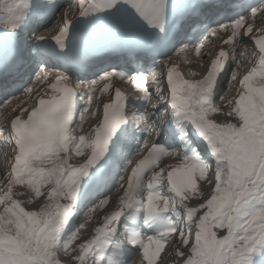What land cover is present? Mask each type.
<instances>
[{
    "label": "snow or ice",
    "instance_id": "1",
    "mask_svg": "<svg viewBox=\"0 0 264 264\" xmlns=\"http://www.w3.org/2000/svg\"><path fill=\"white\" fill-rule=\"evenodd\" d=\"M51 3V0H48ZM46 9L42 0H0V73L8 74L18 72L26 63V57L18 47H10L9 33H15L25 25L29 16L40 15ZM234 6L227 0H105L101 5L89 13L88 9H83L80 15L73 21L67 19L65 14L64 24L66 29L54 36L51 40L55 45L58 39H63L64 43L57 46V50L50 49L46 44H40L39 48L45 56H58L60 53L68 51V39L74 42L86 44L89 40L96 38L97 30L110 38L114 44L122 51L130 55L139 53H149L153 43L172 45L176 43L178 37L188 28H195L205 15L217 17L230 15L234 11ZM94 19H89V16ZM239 19H243L242 17ZM91 23H82L85 21ZM237 20L234 19L233 22ZM223 28L224 25H221ZM251 27V26H250ZM75 29V31H74ZM37 41H48L43 36H36ZM259 50V49H258ZM226 63V62H225ZM40 71V69H38ZM126 75V74H124ZM146 81L144 73H139ZM127 76V75H126ZM47 77L45 72L42 76H37L38 80ZM167 79V77H166ZM218 80V77H217ZM93 81L92 84H97ZM146 87V86H145ZM159 90V89H158ZM215 93V87L212 89ZM125 105L126 98L122 95ZM41 100L39 99L38 105ZM75 104L72 96H69L62 105H49L46 110H39V106L33 109L35 115L33 121L47 120L60 115L63 123H67L64 117L75 118ZM176 113L173 112V115ZM31 115V113H30ZM24 119L16 116L10 124V140L14 141L15 155L20 154V148L27 147L25 141H30L33 136L32 124L25 122L22 127L20 121ZM206 145V150L215 161V171L224 176V167L228 168V179L226 183L232 189L238 191L225 192L223 197L218 196L214 189L213 196L207 200L206 204L200 208L207 210L202 215L203 222H196V232L194 239L191 235L192 223L187 220L184 229H176L175 223H171L166 229L172 231L158 233L155 240H158L163 247L165 242L171 238V234L179 232L181 243L190 247L188 258L183 264H264V170L255 181L256 176L254 165L257 161V154L250 146L244 143H234L231 138H218L207 131L196 130ZM127 133V121L124 119L119 127L111 132V138L107 141L108 150L101 154L93 166L89 167L86 161L79 170L75 171L77 176L80 170H86V174L80 179L81 190L76 193L77 203L80 195L89 185L97 181L108 171V161L101 165L111 150L113 157H118L120 146L123 144ZM186 135V133H185ZM24 137V141H21ZM184 137H181L183 139ZM18 141L20 143H18ZM155 144H158L157 139ZM14 155V158H15ZM189 160L198 167L208 170L210 165L203 162L200 153L195 149ZM183 161L182 163H186ZM97 165L96 172L92 169ZM26 168L31 167V160L25 162ZM179 167V165H177ZM172 171V170H171ZM42 193L36 194L40 196ZM213 197H218L223 204H218ZM5 204L3 212H0V264H53L51 260L39 258V254L44 251V246H56L61 243L66 229H69L71 218H54L49 211L51 207L46 206L40 212L26 211L21 203L17 201L19 208L27 213L30 220L25 219L23 214L22 226L17 224L14 217L8 213V209H13V205L0 200ZM219 208V219L213 223V218L217 216ZM18 211L17 209H13ZM198 211V209L194 210ZM159 211H150L148 217L162 214ZM179 217L180 213L175 212ZM257 217H262L257 219ZM14 224L15 234H8L12 230L7 228V224ZM206 225V227H205ZM227 229V235L218 237L214 229ZM74 233L67 236L63 244L67 250L69 244L75 239ZM139 240V243H132ZM130 243L142 249L144 260L148 249L145 247L144 238L132 233ZM147 243H151L148 241ZM96 251L95 264H119L113 257L116 252L111 251L109 242L101 243L96 238L80 246L78 259L80 264H88L85 256L91 252L93 247ZM176 255L184 256L185 253L176 249ZM259 257L256 259L255 257Z\"/></svg>",
    "mask_w": 264,
    "mask_h": 264
},
{
    "label": "bare ground",
    "instance_id": "2",
    "mask_svg": "<svg viewBox=\"0 0 264 264\" xmlns=\"http://www.w3.org/2000/svg\"><path fill=\"white\" fill-rule=\"evenodd\" d=\"M82 4H83V0H80V2L78 3V6H73L71 8L70 16H69V18H67L69 21H71L72 18L77 14L76 13V12H78L77 10H81L82 9V7H83ZM262 18L264 19V9L260 10L258 15H257V17L254 20L250 21V24L248 26L249 27L248 30H250V31L253 30L254 32L257 31L258 26L257 25L254 26L253 24L256 21L261 20ZM64 29H66V25L64 24V19H63L62 26L54 27L53 30L50 32L48 38L43 36L46 39H48V41H39V42L44 43V44L52 42L51 40H53L54 36H56L59 33H61L62 30H64ZM37 36H42V35H37ZM257 39H258V40H256L257 41L256 42L257 43V47L261 48L264 51V35L263 36H259ZM34 45H36V41H34ZM259 66H260L259 69H262V74H259V75H260V77H263V80L261 81L258 78H256L257 77L256 73H255L256 75L254 74V76H251L250 78H248V80L246 82H250L251 86H246L247 87V91L238 95L239 96V98L237 99L238 102L235 103V105L234 104L231 105L232 109H229L228 107L223 106V105L213 109V102L215 101L216 98L213 100V102L210 101V100H206L208 104L205 107H202L201 106L202 102L198 103V101L196 99H192L191 101H188V99H185L186 96H191V97L193 95H197L198 96V93L195 90H191V92H188V94H187V91L185 90L186 85L187 84L189 85L190 83H192L191 78H189V77L187 78L186 75L185 76H181V75H179V73L176 76V78L175 77H171L170 82L168 83V85L170 86V91H171L170 95L172 96V94H173L174 96H178V97L182 98V100L180 102H176V101L173 102L171 109H169L170 112L172 110L178 111L176 109V107L184 105L185 106V111L184 112L189 113V117H192L193 115H197V120L200 119V117H203V116L205 117V113L206 112L208 113L209 111H212V110L217 112V113H220V114L228 113V115L231 116V118L227 117L226 120H222V121H220V120L219 121H211V120H208V119H204V122H203L204 124L202 126V127H204L203 130L201 129L202 128L201 126L200 127L196 126L197 125L196 122H193L192 120H190V122H191V130H192L189 133V138L190 139L192 137V138H194V141H195V139L199 141L201 139V137L198 135L196 130L200 129L202 131L210 132V133L216 135L218 138H225L226 137V138H231L232 140L234 138H236V141L233 140L234 143H239L240 141L243 140L244 144H246L248 146H252L253 147V149L251 148L252 150L255 149V141H254L255 133H256V131L258 129V126L261 125V119L264 118V108H263L264 106H262L264 101L263 100L262 101H258L259 100L258 96H264V62H261V64ZM189 67H191V66H188L187 68L189 69ZM203 72H205V70ZM203 72H201L200 75H202ZM258 72H259V70H258ZM171 73H173V71ZM193 73H195L194 70H193ZM182 94H184L185 96L182 95ZM246 95H247V97H246ZM168 97L169 96L166 97L165 101H163V98H158L161 101L157 102V104H159L160 107H161L162 105H164L167 102V98ZM235 106H236L237 109L234 108ZM256 106H258V107L256 108ZM25 108H27V107L24 106V105L21 106V104L19 105V111H22ZM237 118H241L242 123L240 124V126L236 124ZM200 120H203V119H200ZM93 123H94V121L92 119L86 118V122H85L84 127H83V130L85 132L84 135L86 137H88L89 134L91 132H93L95 130V128L97 127V126H94ZM255 124L258 125L257 128H256V131H255ZM262 125L264 126V122H263ZM231 129H233V130L235 129V131H236L235 135L231 134L233 132V131L231 132ZM263 130H264V128H261V126H260V131H263ZM254 131H255V133L253 134ZM191 133H192V135H191ZM198 145H200V146H202L204 148L206 147V145L203 144V141L202 142L200 141V143L198 142ZM192 153L188 154L187 156H183L184 154H181V158H183L182 160L183 161H187L188 157H190L192 155ZM129 154L124 151L121 154V156L119 157V162H122V160H124ZM58 157L59 156L54 158V160H52V161L57 160ZM64 162L65 163L59 162L58 164H63V166H66V164L68 163L67 165H69L68 160H65ZM192 162L193 161L190 160V161H188L186 163H182V161L173 160L171 162L170 167H169V172L172 173V177H173V178L170 177V179H169V185H170V187L173 188V190L171 192V195L177 197L176 195L179 194V198L177 197V200L176 201L174 200L176 202V206H174V205L173 206H167L165 204V202H162L159 199L157 200V194L159 193V191H156L154 189H155L156 186L159 185V180H158L157 175H152V176H150V178L152 180H151V183H150V188L148 189L149 193H148V199H147L146 205L145 206H138L137 205V207L135 208V212L133 214H131L130 210H128V206L124 204V201L121 202V199L119 200L118 197H116V198L113 197L114 201L111 200L109 203H111L113 201L111 203V205L114 207L115 211L112 210L113 212H111L110 215H106L104 217V220L102 221V224L106 225L104 227L110 226V228H112L113 232H115L118 227L115 226L114 223H115V221L117 220L118 217L125 216V215L130 213V217L129 218L132 219V220H136L137 216L142 215V214L145 215L146 213H148L150 211H159V212H163V214L164 213L173 214V213H175L176 209L182 210L186 214L188 213V215L185 217L186 221H184V223H186L187 222V218H190V216H191L190 215L191 214V210L186 209V207L190 206L189 208L192 209V206L188 205L186 203V200L188 199V197H190L191 195L194 194L193 192H197L200 189V188L198 189V187H197V184H196L195 179H194V174H201V172L205 171V169L198 167L196 164H194ZM177 165H179V167H177ZM3 168H4V166H3L2 162L0 161V171L3 170ZM156 172H155V174H156ZM51 174L52 175H56V171L55 170L52 171ZM204 175L202 174V177ZM218 175H216L215 181H213V183L211 182L212 185H213L211 196H213L214 189L220 187L221 175L220 174H218ZM224 175H228V174H224ZM55 177L56 176H51V177L48 178V180L49 181L53 180ZM226 177L228 178V176H226ZM3 179H6V177H3ZM56 180H57V178H56ZM207 181H205V182H207ZM224 182L226 183V181H224ZM203 183H202V185H203ZM9 184H12L11 181H9ZM222 184H224V183H222ZM47 186H49V183H47ZM51 187H53V185H51ZM13 190H16V189H13ZM13 190H11L10 192H6L4 197L1 198V200H3L5 203H9L10 204L12 202V200L16 199L17 201H19L21 203V206L26 209V207L24 206L25 204L20 201V200H22L24 198V195H22L20 193H17V192L14 193V192H12ZM203 190H204V188H203ZM219 190L222 192L223 195H225V192H229L230 193L231 191H233L231 186H229L227 183L224 186H221L219 188ZM236 190L237 189H234V191H236ZM17 191L19 192V190H17ZM125 195H126V192H125ZM122 196H123V192H122ZM219 197H221V195H219ZM206 198H205V200H207ZM213 199L217 200L218 204H220L221 201H222V200H218V197H213ZM155 200H157L158 204H160L162 206L161 209H159V210L155 209V207H154V205H155L154 201ZM200 200H202V199H200ZM178 201L180 203V206L177 205ZM195 201H196V205H199L202 202V201H199V199H196ZM206 202L207 201H204L202 203L206 204ZM0 204H1V207L4 209L5 204H2V203H0ZM137 204H138V200H137ZM193 204H195V202ZM14 205L15 206H13V209H17L18 211H14L13 209H8V213L14 218H16L15 216L18 215L19 217L16 218L18 220L17 224L22 226L23 221L21 220V215L20 214H23V216H24L25 213L23 212V209L18 208L19 205L16 202L14 203ZM78 208H81V207L79 206ZM76 212L77 211L73 210V206L72 207L71 206L70 207H66V210L64 211V213L62 215V219L66 220V219L71 218V217L75 218L80 213V212H78V214H77ZM164 217H167V216H164ZM148 218H150V217L146 216L145 219L147 220ZM85 221L83 223L84 224L87 223V225L89 226V223L85 222ZM200 221L203 222V217L202 216H201ZM10 225H14V224L10 223ZM167 227L168 226H165V227L161 228L159 231L163 232V231H165V229ZM205 227H206V225H205ZM86 228L87 227H85V229ZM176 229L179 230V229H182V228L178 227ZM166 230L167 231H172L171 228H168ZM68 231H69V229H67V232ZM214 231H216L217 235H220V237H221V234H220L221 231H219V229H214ZM8 234L11 235V233H8ZM74 234H75V232H74ZM177 234H179V232H177ZM177 234H176V236H177ZM112 235L113 234H111V236ZM223 235H225V234H223ZM78 237L80 238V237H82V235L78 234L77 236H75V239H77ZM146 237L147 236H145L144 238H146ZM128 239L130 241V236L128 237ZM149 241H151V243H146L147 244L146 248H148V255L145 254V259L148 260V264H153L154 260H155V258L157 256H159L163 252L165 254V246L163 247V245L158 240H155V239H152V240H149ZM131 242L134 243L133 241H131ZM115 245L116 246H120V248L122 247L117 242L115 243ZM181 246H183V244L181 243L180 237L178 235L176 237V240H175V248L169 254V257L171 259H170V262L168 264H173L175 262V259L177 257L175 251H176L177 248L180 249ZM123 247H122V250H120V252L113 257V259L117 260L118 262L120 261L118 259L119 255L122 254L123 251H125V249H134V250H136L139 246H133L131 243H129V245L127 244L126 246H123ZM58 249L61 250V247L60 248L59 247H54V248L50 249L49 246L46 247V245H45L44 246V251L41 254H39V258H43V257L45 258L46 257V258H48V260H51L53 262V264H72V262H70V257L67 258V259L65 258L64 261L61 260L62 262H60V259L62 258V256H61V253H60L61 251H59ZM60 256H61V258H60ZM95 260H96V256H94V262L92 264H95ZM74 264H76V263H74ZM135 264H147V261L144 260V258H143V254H142V259H139L138 261L136 260ZM154 264H156V263H154Z\"/></svg>",
    "mask_w": 264,
    "mask_h": 264
},
{
    "label": "rangeland",
    "instance_id": "3",
    "mask_svg": "<svg viewBox=\"0 0 264 264\" xmlns=\"http://www.w3.org/2000/svg\"><path fill=\"white\" fill-rule=\"evenodd\" d=\"M73 7V6H72ZM72 7H70V11H69V14L71 13V8ZM61 16H57V18H56V20L53 22V27L51 28V31L53 30V28L54 27H60V26H58V25H60L59 23L61 22ZM69 18V17H68ZM65 19V18H64ZM258 21H262V20H258ZM257 22V21H256ZM62 24H63V19H62V22H61ZM263 24H264V21H263ZM62 26V25H61ZM255 26V25H254ZM50 31V32H51ZM50 32H48L47 34H46V36L45 37H49V34H50ZM254 32V31H253ZM40 35V34H39ZM259 36H261V35H259ZM259 36H256L255 38H254V42H255V45H256V48H257V50L256 51H249V54H248V56H247V60H245V61H240V63H238V66H231L230 67V69L228 68V72H227V74L225 75V79L223 78V80H224V82H223V84L221 85V87L219 88V96H216V97H214V99H215V101L213 102V109L214 108H216V107H219V106H221V105H223V106H226V107H228L229 109H232V107H231V105L232 104H234L235 105V103H237L238 101H237V99L239 98V94H242V93H244V92H246L247 91V87L246 86H251V83L250 82H246L247 80H248V78H250L251 76H254V74H255V72L254 73H250V72H253V71H251V70H253V69H255V66H256V63H257V61H258V57H259V53H258V51H260L261 52V54H263L264 55V51L261 49V48H259V47H257V41L256 40H258L257 38L259 37ZM213 45V44H212ZM253 48V47H252ZM254 49V48H253ZM259 49V50H258ZM202 54V53H201ZM201 56H198V58H200ZM198 58H194V59H189V58H186L185 60H184V62L186 61L188 64H190L189 66H191V67H189V68H192V69H196V70H194L195 71V75H199L200 76V74H201V72H203L204 71V69L206 68V66L207 65H203V64H201V62H200V60L198 59ZM253 65H254V68H253ZM188 67V66H187ZM197 67H199V68H197ZM200 67H201V69H200ZM259 63H258V70H259ZM203 68V69H202ZM206 70V69H205ZM262 71V70H261ZM186 75V74H185ZM256 75V74H255ZM187 76V75H186ZM190 78V77H189ZM256 78H258L259 80H263V77H260V75L259 74H257V77ZM182 95H184V94H182ZM185 96V95H184ZM186 97H188V96H186ZM246 97H247V95H246ZM160 98V97H159ZM245 98V97H244ZM258 98H259V100L258 101H264V96H258ZM213 99V100H214ZM21 103H19L18 104V106L15 108V111L17 112V113H20L21 111H19V105H20ZM21 106H23V104H21ZM25 106V105H24ZM262 106H264V103L262 104ZM258 106H256V108H257ZM21 108V107H20ZM235 109H237L236 108V106L234 107ZM264 108V107H263ZM9 110H10V112H11V109L9 108ZM168 112V111H167ZM169 112H170V110H169ZM11 114H12V112H11ZM201 116V115H200ZM199 116V117H200ZM227 117H229V118H231V116H229L228 115V113H225V114H220V113H217V112H215V111H209L208 113L206 112L205 113V117L203 116V117H200V119H203V120H200V119H198L197 121H196V126L197 127H202L203 126V122H204V119H208V120H211V121H222V120H226V118ZM5 118L7 119V118H9V116H8V114H5ZM5 118H4V115L3 116H1L0 115V128L1 129H3V126H5V125H7V123H5ZM263 122H264V118H262L261 119V128H264V126L262 125L263 124ZM242 123V121H241V118H237V120H236V124L237 125H239L240 126V124ZM94 124V123H93ZM94 126H96L95 124H94ZM188 126V125H187ZM257 126L258 125H256L255 124V131H256V128H257ZM260 126H258V129H257V131H256V133H255V131L253 132V134L255 133V139H254V141H255V149L253 150V151H255V153L257 154V161H256V163H255V165H254V171H255V173H256V176H254L253 177V181H255L256 179H257V177L260 175V173H261V171L262 170H264V130L263 131H260ZM202 130L204 129V127H202L201 128ZM200 130V129H199ZM259 130V131H258ZM7 131V126H5L4 127V132H6ZM233 131V132H232ZM231 134H233V135H235L236 134V131H235V129L233 130V129H231ZM89 134V133H88ZM212 134V133H211ZM257 136V137H256ZM87 138V137H86ZM189 138V137H188ZM191 139H193L192 137H191ZM201 140V139H200ZM234 141H236V138H234L233 139ZM258 141V142H257ZM202 142V141H201ZM240 142H242V143H244V141L242 140V141H240ZM239 142V143H240ZM197 146H200V145H197ZM257 146V147H256ZM250 148H252L253 149V147L252 146H250ZM199 150L201 151L200 152V156H201V159H202V161L204 162L205 161V156L207 157V164L208 165H210V169H208V170H205V171H203V172H201V174H194V179H195V182H196V184H197V187H198V193L197 192H193L194 194L193 195H191L190 197H188V199L186 200V203L188 204V205H191L192 206V209H190L189 207L190 206H188V207H186V209H188V210H191V216H190V218H187V220H191V223H192V225H193V227H192V230H191V235H192V237H193V239H194V235H195V232H196V222L197 221H200V219H201V216H202V214H204V212L207 210L206 208H200V206H202L203 205V203L202 202H204V201H207L208 200V198L210 199L211 198V192H212V188H213V185H212V183H213V181H215V177H216V175H218V174H220L219 172H216L215 171V168H216V165H215V161H214V158H212V157H210L209 155H210V153H209V155H205L206 153H205V151L206 152H208L207 150H204V147H202V146H200V148H199ZM208 154V153H207ZM259 154V155H258ZM129 156V155H128ZM180 156H181V154H180ZM259 156V157H258ZM2 160H3V162H5V159L4 158H2ZM173 160L171 159V158H168L164 163H162L161 165H162V167L164 166V168L163 169H161V177L163 178V181L159 178V176H160V174L158 173V171L159 170H156V171H154L152 174H151V176L152 175H157V177H158V180H159V185H160V192L157 194V200L159 199V195H163V196H165V197H163V200L167 203H165L167 206H176V200H177V197L179 198V194L178 195H176L177 197H175V196H173V195H171V192H172V190H173V188L172 187H170V185H169V179H170V177L171 178H173L172 177V173L171 172H169V167L168 166H166V165H171V162H172ZM188 161H190L189 160V157H188V159H187V162ZM193 162H195V161H193ZM63 165V164H62ZM166 167V168H165ZM212 169V170H211ZM167 170V171H166ZM228 168L225 166L224 167V174H228ZM52 172V171H51ZM155 172H156V174H155ZM166 173H167V175H166ZM170 173V174H169ZM202 174L204 175L203 177H202ZM166 175V176H165ZM221 175V174H220ZM51 176H56V175H52L51 174ZM50 176V177H51ZM219 176V175H218ZM226 176H228V175H224L223 176V178L221 177V179H220V187L221 186H224L226 183L224 182V181H227V177ZM123 178H124V174H123V176H122ZM123 178H121L120 179V181H123ZM200 178V179H199ZM205 178V179H204ZM8 178H6V179H3L2 177L0 178V186H5L6 185V188H7V190H6V192H10L11 190H13V189H16V190H13L12 192H14V193H20V194H22V195H24V198L22 199V200H20L22 203H24L25 205V207H26V211H36V212H40L42 209H44L46 206H51L50 208H49V211H51L52 213H53V216H54V218H61L60 217V215L62 214V211H63V209H64V207H66V202H67V200H66V198H65V192H63V190L61 189V191L59 192V193H56L57 191H56V189H55V187H56V185L57 186H59V183H58V181L56 180V178H54L53 180H46V182L44 183V185L42 186V190L40 189V188H37V187H35V186H33V185H27L25 188L23 187V186H20L19 188H21V189H19V188H16L13 184V186L11 187V186H9V182H7L8 180H7ZM208 181H207V180ZM151 178H150V180H149V182L151 183ZM56 181V182H55ZM204 183H203V182ZM205 181H207V182H205ZM212 182V183H211ZM47 183H49V186H47ZM61 183H63L62 181H61ZM122 183V182H121ZM150 183H149V188H150ZM202 183H203V185H202ZM207 183V184H206ZM222 183H224V184H222ZM51 185H53V187H51ZM119 185H120V183H119ZM47 186V187H46ZM202 188H201V187ZM220 187H218V188H216L215 190H217V192H218V196L219 195H221V197H223L224 195L222 194V192L219 190V188ZM24 188V189H23ZM48 188V189H47ZM54 188V189H53ZM148 188V189H149ZM172 188V189H171ZM203 188H204V190H203ZM118 189H119V186L117 185V186H115V189H111L110 190V192H109V196H111V195H114V193H116V191H118ZM147 189V190H148ZM17 190H19V192L17 191ZM47 190V191H46ZM49 190V191H48ZM34 191V192H33ZM233 191H234V189H233ZM236 191H238V189L236 190ZM31 192V193H30ZM42 193L40 196H37L36 194H38V193ZM200 192V193H199ZM205 194H204V193ZM148 193H149V191H147L146 192V197H145V200H146V203H147V199H148ZM203 195H202V194ZM55 194H58V196H56ZM55 195V196H54ZM207 198H206V197ZM115 198L117 197V195H115L114 196ZM201 197V198H200ZM207 199V200H205V198ZM113 198V197H112ZM181 199V198H180ZM196 199H199V201H202L201 202V204H199V205H196ZM200 199H202V200H200ZM16 200V199H15ZM15 200H12V204H13V206H15L14 205V203L15 202H17V200L15 201ZM113 200V199H112ZM157 200H155L154 201V203H155V205H154V207L157 205V203H158V201ZM175 200V201H174ZM15 201V202H14ZM114 201V200H113ZM112 201V202H113ZM164 201H162V202H164ZM111 202V203H112ZM121 202H123V200L121 201ZM157 202V203H156ZM195 202V204H193ZM111 203H109V205H111ZM220 204H223V201H221V203ZM177 205L178 206H180V203H179V201H178V203H177ZM158 206V205H157ZM161 205L159 204V207H160ZM111 207H113L112 205H111ZM162 207V206H161ZM2 208V207H1ZM19 208V207H18ZM156 209V208H155ZM196 209H198V211H194V210H196ZM113 211H114V207H113V209H112ZM156 210H159V209H156ZM167 210V209H166ZM107 211V210H106ZM105 211V212H106ZM0 212H3V208L1 209V211ZM104 211H101V212H99V214H98V216H96L95 218H92V220H90L89 221V219H86V221L85 222H88L89 223V226L87 225V223H83V226H82V221L84 220V216H83V213H82V211H81V215H79V217H77V219H75V224H74V227L73 228H75L76 227V225L80 228L79 230H78V232H76V235L75 236H77L78 234H81L82 235V237H78L77 239H74L70 244H69V246H68V248H67V250H66V248L65 247H63L62 246V244H63V241L65 240V235L62 237V241H61V243H59V244H57L56 246H49V245H46V247L47 246H49V248L50 249H52V248H54V247H61V250H59V251H61L60 253H61V256H62V258H61V256H60V262H62V261H64L65 260V258L67 259V258H69L70 257V262H72V264H74V263H76V264H80V261H79V259H78V256L80 255V246L81 245H83V244H85L86 242H89V241H91L92 239H94V238H98V235L96 236V233H97V231H98V229L97 230H94V222L96 223V225L99 223V221H101V218L103 217V215H104V213H105ZM111 212L112 211H110V212H108L106 215H110L111 214ZM175 212H178V213H180V215H179V217H177L178 218V224H179V219H180V226H177L176 228H178V227H181L182 229H184L185 230V232H187V229L185 228V223H184V221H186V219H185V217L188 215V213L186 214L185 212H183L182 210H179V209H176V211ZM203 212V213H202ZM165 215L164 216H169L168 214H166V213H164ZM127 215H129V214H127ZM158 215V214H157ZM145 216V218H146V216H147V214H145L144 215ZM16 218H18L19 216L18 215H16L15 216ZM15 218V220H16V222H18V220ZM24 218L25 219H28V220H30V217H28V215H27V213H25V215H24ZM126 218H128V217H126ZM172 218V217H171ZM262 217H257V219H261ZM217 219H219V208L217 209V216L216 217H214L213 218V222L214 221H216ZM0 222H2V218H0ZM84 222V221H83ZM174 222V221H173ZM172 222V223H173ZM183 223V224H182ZM215 223V222H214ZM80 226H82V227H80ZM6 227L7 228H9V229H11L12 231L11 232H9V233H11V235H14L15 234V228H14V225H10V223L9 224H7L6 225ZM78 227H76V229L78 228ZM85 227H87L86 229H85ZM85 230V231H84ZM178 230V229H177ZM223 230V231H222ZM219 229V231H221L220 232V234H221V237L222 236H224L223 234H225V235H227V229L225 228V229ZM178 232V231H177ZM177 232L176 233H174V236L172 237V240H171V242H170V244L166 247V249H165V254H164V252L162 253V254H160V256L156 259V260H154L155 261V263L156 264H168L169 262H170V257H169V254L172 252V250H174V248H175V240H176V237L179 235V234H177ZM176 234H177V236H176ZM67 235H71V233H69V234H67ZM172 235V234H171ZM84 236V237H83ZM219 237H220V235H218ZM155 238V236H147L146 238H144V240H145V247H147V242L149 241V240H152V239H154ZM80 240V241H79ZM167 244H168V242H167ZM190 247H191V243L189 244V246H185V245H183V246H181L180 247V251H182V252H184L185 253V255L184 256H179V255H177V257H176V259H175V262L173 263V264H183V261L184 260H186L187 258H188V255H189V253H190ZM95 248V246L93 247V249ZM148 249V248H147ZM49 250V249H48ZM47 250V251H48ZM167 250V251H166ZM94 250H92L91 252H93ZM67 252V253H66ZM91 252H89V253H91ZM65 253V254H64ZM167 253V254H166ZM175 253H176V251H175ZM63 254V255H62ZM86 254H88V253H86ZM146 254L148 255V251L146 252ZM42 257V256H41ZM86 257V256H85ZM140 257L139 256V251H137V252H134V253H132V255L131 256H129L127 259H125V263H123V264H135L136 263V260L138 259V258ZM44 258V257H43ZM43 258H40V259H42V260H44ZM256 259H259V257L257 256V257H255ZM47 260H48V258H47ZM62 260V261H61ZM139 260V259H138ZM137 260V261H138Z\"/></svg>",
    "mask_w": 264,
    "mask_h": 264
}]
</instances>
